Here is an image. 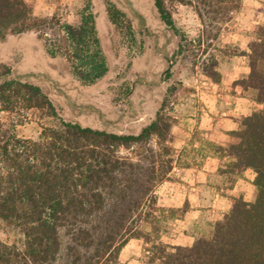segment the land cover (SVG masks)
Masks as SVG:
<instances>
[{
	"label": "trees",
	"instance_id": "1",
	"mask_svg": "<svg viewBox=\"0 0 264 264\" xmlns=\"http://www.w3.org/2000/svg\"><path fill=\"white\" fill-rule=\"evenodd\" d=\"M153 1L162 23L178 35L166 0ZM202 2L207 12L215 6L211 10L219 14L214 17L219 20L239 5V0ZM107 11L116 26L126 16L111 1ZM134 12L149 33L143 15ZM97 15L92 1L86 0L78 23L59 22L72 73L85 84L102 79L109 70ZM47 22L48 18L34 15L27 0H0V38L41 30ZM181 40L178 54L183 50ZM46 51L51 57L58 56L57 46ZM240 53L247 56L249 72L234 83L255 91L254 99L262 106L240 119V128L231 132L233 140L228 146H219L229 158L219 172L237 177L252 169L255 198L235 197L223 217L214 221L211 233L197 236L191 245L165 243L158 236L161 215L180 211L177 218H182L189 208L188 203L175 208L157 202L155 187L168 179L176 160L170 158L157 166V160L118 153L121 146L148 143L152 137L159 144L171 141L173 120L165 112L167 95L155 117L138 132L85 126L62 118L42 87L26 79L37 73L22 74L1 65L0 222L22 234V248L18 252L15 244L0 241V258L13 263L21 254L22 264H122V248L132 238H143L147 245L152 242L147 247L151 263L264 264V23L257 25L248 51ZM217 67L215 58L202 64L204 74L214 82L221 80ZM167 91L174 93L175 88L170 86ZM36 109L53 123L43 126L36 138L20 137L17 126L28 119V111ZM164 149L169 152L167 146ZM142 223L151 225V232L156 233L153 238L141 228Z\"/></svg>",
	"mask_w": 264,
	"mask_h": 264
},
{
	"label": "rangeland",
	"instance_id": "2",
	"mask_svg": "<svg viewBox=\"0 0 264 264\" xmlns=\"http://www.w3.org/2000/svg\"><path fill=\"white\" fill-rule=\"evenodd\" d=\"M27 1L32 5L34 15L46 17L48 22L41 30L19 35L8 33L4 38H0V66L7 64L22 74L37 73L27 76L26 79L42 87L62 118L79 121L85 126L105 127L113 131L138 132L142 121L150 116L147 110L155 113L165 95L168 97L165 112L171 116L173 124L178 120L175 115L184 113L186 117L189 109H182L181 104L191 98L199 99L198 87L203 84L202 81L212 80L204 74L203 62L215 58L218 60L217 68L223 71L234 65L236 60H242L243 54L240 52L248 50L249 41L256 37L257 25L264 23V0H239L238 7L228 11L224 20L214 18L219 16L217 12L212 11L214 5L212 10L210 8V12H207L208 6H205L202 0H192L191 3L166 0V6L172 12L179 33L175 35L172 29H168L160 21L153 0H91L92 10L98 15L101 13L99 19L97 18V27L109 70L102 79L85 84L72 73L66 53L68 43L64 39L59 22L78 23L86 0H39L37 4L35 0ZM108 1L116 3L125 12L126 16L118 26L109 19ZM45 5L52 7L48 14L45 13ZM134 11L143 15L150 34L144 31L142 21ZM180 39L183 50L178 54L176 52ZM56 46L58 56L51 57L46 49ZM168 70L170 76L166 77ZM170 86L175 88L174 93L167 91ZM245 91L248 97L254 99L255 91ZM145 103L148 107H145ZM255 106L259 109L262 105ZM27 117L28 119L17 126V133L23 138H36L43 126L53 123V119L43 117L37 109L28 111ZM173 136L170 133L171 141L163 144H159L157 138L152 137L148 143L135 144L129 148L121 146L118 153L143 161L154 159L157 160V166L170 158L176 160L174 164L183 166L202 161L198 158L203 154L191 151L195 147L192 145L194 140L189 139L190 135L181 140L183 150L180 153L174 147ZM194 136L202 138L197 132ZM200 141L207 152L223 153L216 144L204 139ZM164 146L169 148V152H165ZM227 162L226 160L224 165ZM247 174L252 176L254 171L250 169ZM168 176V179L158 182L155 187L159 206L168 207L159 200L162 191L166 189L167 181H179L176 171L172 170ZM241 176H244V173L233 177L229 174L218 176L216 172L212 181L214 189H228ZM251 183L247 196L253 200L256 188L253 181ZM171 186L177 188L178 184ZM180 214V211H176L172 215H161L158 236L162 241L163 236L174 231V223L178 222L177 216ZM141 228L145 232H151L149 223H142ZM61 234L64 235V232ZM151 234L152 238L156 235L152 232ZM0 241L15 244L18 252L22 248V234L2 222ZM146 246L150 248L152 242ZM20 256L21 254L13 263L0 258V264H22ZM151 256L152 253L149 252L141 258L145 264H152Z\"/></svg>",
	"mask_w": 264,
	"mask_h": 264
},
{
	"label": "crops",
	"instance_id": "3",
	"mask_svg": "<svg viewBox=\"0 0 264 264\" xmlns=\"http://www.w3.org/2000/svg\"><path fill=\"white\" fill-rule=\"evenodd\" d=\"M35 1L36 4L39 2V0ZM45 6L47 7L45 13L48 14L52 7L50 5ZM100 15L101 13L98 15V19ZM241 61L242 64H240ZM233 64L223 69V71L218 69L221 72L220 82L202 81L203 84L198 87L199 99L191 98L181 104L182 109L184 108L187 111L189 109L186 117L184 113L180 116H174L178 120L173 124L171 133L174 135L176 151L178 153L182 152L181 140L183 137L190 135L189 139L194 140L192 145L195 147L191 151L203 155L198 158L202 159V161L199 160L200 162L184 166L174 164L173 171H176L179 181H167L168 183L165 184L166 189L162 191L163 194L159 197V200L168 207L181 208L184 204H189V208L182 218L177 219L178 222L174 223L176 227L174 231L169 232L167 236H163L162 239L165 243L191 245L197 236H207L211 233L214 221L222 218L229 210L235 196L242 195L246 200H252L247 196V189L249 185H252L251 182L254 179V174L252 176L247 174L250 169H246L243 172L245 177H238L232 187L214 189L212 182L214 175H216V172L218 176L225 174L220 173L218 169L225 167L224 163L226 160L228 161V156L220 153V151L207 152L203 148L204 144L200 141L204 139L216 144L218 147L228 146L233 140L231 132L240 128V119L256 110L255 105H259L254 99L245 94V89L234 83L249 72L246 55L243 54L242 60L238 59ZM144 105L148 107L147 103ZM158 108L156 109L158 110ZM156 111L153 113L154 111L147 110L150 116L142 121V126L155 117ZM195 132L202 135V138L194 136ZM171 184H178V186L175 188ZM146 245L143 238L130 239L120 251V262L124 264H145L141 257L150 252L147 250ZM152 264H159V262L156 261Z\"/></svg>",
	"mask_w": 264,
	"mask_h": 264
},
{
	"label": "water",
	"instance_id": "4",
	"mask_svg": "<svg viewBox=\"0 0 264 264\" xmlns=\"http://www.w3.org/2000/svg\"><path fill=\"white\" fill-rule=\"evenodd\" d=\"M131 7H133V4H131ZM171 63V61H169Z\"/></svg>",
	"mask_w": 264,
	"mask_h": 264
}]
</instances>
